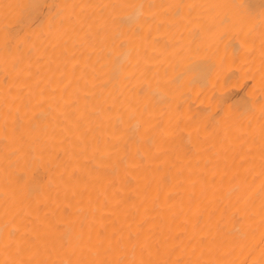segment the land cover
I'll list each match as a JSON object with an SVG mask.
<instances>
[{"label":"bare ground","instance_id":"6f19581e","mask_svg":"<svg viewBox=\"0 0 264 264\" xmlns=\"http://www.w3.org/2000/svg\"><path fill=\"white\" fill-rule=\"evenodd\" d=\"M0 264H264V0H0Z\"/></svg>","mask_w":264,"mask_h":264}]
</instances>
